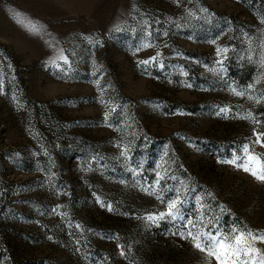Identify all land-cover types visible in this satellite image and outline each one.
I'll list each match as a JSON object with an SVG mask.
<instances>
[{
  "label": "rangeland",
  "instance_id": "rangeland-1",
  "mask_svg": "<svg viewBox=\"0 0 264 264\" xmlns=\"http://www.w3.org/2000/svg\"><path fill=\"white\" fill-rule=\"evenodd\" d=\"M0 264H264V0H0Z\"/></svg>",
  "mask_w": 264,
  "mask_h": 264
}]
</instances>
